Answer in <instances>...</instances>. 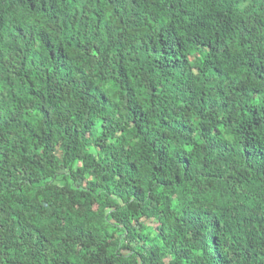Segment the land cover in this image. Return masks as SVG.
Masks as SVG:
<instances>
[{"label":"trees","instance_id":"16d2710c","mask_svg":"<svg viewBox=\"0 0 264 264\" xmlns=\"http://www.w3.org/2000/svg\"><path fill=\"white\" fill-rule=\"evenodd\" d=\"M0 264H264V0H0Z\"/></svg>","mask_w":264,"mask_h":264}]
</instances>
